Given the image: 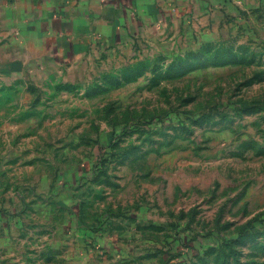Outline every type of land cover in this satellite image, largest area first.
Masks as SVG:
<instances>
[{
    "label": "rangeland",
    "instance_id": "374dc122",
    "mask_svg": "<svg viewBox=\"0 0 264 264\" xmlns=\"http://www.w3.org/2000/svg\"><path fill=\"white\" fill-rule=\"evenodd\" d=\"M140 38L0 94V264H264V1Z\"/></svg>",
    "mask_w": 264,
    "mask_h": 264
},
{
    "label": "crops",
    "instance_id": "0c3cea01",
    "mask_svg": "<svg viewBox=\"0 0 264 264\" xmlns=\"http://www.w3.org/2000/svg\"><path fill=\"white\" fill-rule=\"evenodd\" d=\"M259 1L0 0V94L48 87L53 75L97 50L133 43L154 28L213 32Z\"/></svg>",
    "mask_w": 264,
    "mask_h": 264
}]
</instances>
